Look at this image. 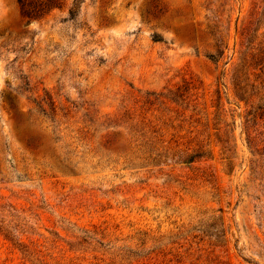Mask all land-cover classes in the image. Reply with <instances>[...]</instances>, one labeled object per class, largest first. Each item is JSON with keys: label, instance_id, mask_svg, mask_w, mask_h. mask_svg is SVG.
I'll use <instances>...</instances> for the list:
<instances>
[{"label": "rangeland", "instance_id": "rangeland-1", "mask_svg": "<svg viewBox=\"0 0 264 264\" xmlns=\"http://www.w3.org/2000/svg\"><path fill=\"white\" fill-rule=\"evenodd\" d=\"M0 0V264H264V0Z\"/></svg>", "mask_w": 264, "mask_h": 264}, {"label": "trees", "instance_id": "trees-1", "mask_svg": "<svg viewBox=\"0 0 264 264\" xmlns=\"http://www.w3.org/2000/svg\"><path fill=\"white\" fill-rule=\"evenodd\" d=\"M16 1L22 6L23 0H16ZM54 7H57L56 2L54 0H47L46 5L44 6V8H47V10L54 8Z\"/></svg>", "mask_w": 264, "mask_h": 264}]
</instances>
